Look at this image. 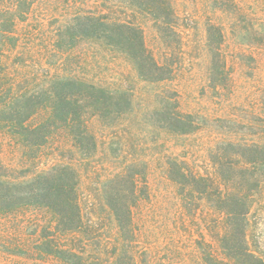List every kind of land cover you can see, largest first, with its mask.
<instances>
[{
    "label": "rangeland",
    "instance_id": "1",
    "mask_svg": "<svg viewBox=\"0 0 264 264\" xmlns=\"http://www.w3.org/2000/svg\"><path fill=\"white\" fill-rule=\"evenodd\" d=\"M143 1L34 0L16 25L12 52L0 38V53L10 54L5 69L20 88L71 78L125 93L130 102L120 113L87 114L92 152L89 139L79 148L59 121L38 147L0 131V179L24 182L70 166L78 179L81 220L77 231L64 233L43 206L0 212V264H68L50 255L53 250L100 264L127 259L134 264H203L204 255L221 257L222 214L191 187L172 182L167 171L176 163L218 185L210 160L218 142L264 143V39L246 33L249 23L264 24V0H241L245 21L219 0H170L172 12L153 14L140 8L139 3L149 4ZM89 14L140 28L146 48L171 70L169 79L144 81L121 49L78 34L75 17ZM210 24L221 26L225 36L220 52L224 80L214 69L218 57L207 37ZM175 112L192 115L198 130L188 135L166 130L162 119ZM46 117L41 112L29 124ZM248 198L245 239L264 262V182ZM117 199L131 211L129 236L120 233L108 207Z\"/></svg>",
    "mask_w": 264,
    "mask_h": 264
},
{
    "label": "trees",
    "instance_id": "2",
    "mask_svg": "<svg viewBox=\"0 0 264 264\" xmlns=\"http://www.w3.org/2000/svg\"><path fill=\"white\" fill-rule=\"evenodd\" d=\"M34 0H0V34L2 44L16 47L13 36L16 25L27 16ZM146 2L143 0H138ZM170 0H148L149 4L139 3L148 13L171 11ZM233 9L237 18L245 21L247 16L241 0H219ZM81 36H88L121 49L132 62L138 76L149 82H164L171 70L157 62L146 48L144 35L140 28L127 21H113L107 17H95L91 14L75 17ZM247 23V22H246ZM73 24L68 26V29ZM247 34L264 39V24L249 23ZM207 37L215 45L213 55L218 57L214 66L217 75L224 80L225 64L220 56L224 33L221 26L208 25ZM64 39L61 38L60 41ZM13 55V54H12ZM8 51L0 53V131L18 139L28 147L45 144L49 129L59 121L74 136L79 148L89 139L91 152L95 149L94 139L88 135L85 117L87 114L103 116L119 112L124 104L130 102L125 93L110 91L95 85L71 78L57 77L44 85L18 86L17 78L5 69L3 63L9 58ZM219 67V69H218ZM37 86V87H36ZM41 112L46 119L39 124L30 125L29 121ZM120 113V112H119ZM236 123L235 121H233ZM162 126L179 135H188L198 130V123L192 115L180 112L167 114ZM217 152L210 158L215 166L218 185L215 182L197 176L181 165L172 163L168 168V178L180 185L189 186L192 192L203 196L210 206L222 214V235L218 238L221 257L204 255L203 264H264L253 254L245 239L248 214V192L264 182V143H246L239 140H221ZM77 175L70 166H58L38 173L22 182L2 181L0 179V212H6L25 205H37L53 212L61 232L70 233L79 229L81 220L76 200ZM190 195V194H189ZM117 198V197H116ZM119 199V196H118ZM116 200L108 203L122 235L129 236L131 230V211L128 205ZM200 248L202 245L200 244ZM50 255L64 259L68 264H100L88 262L87 258L64 251H51ZM124 264H134L127 259Z\"/></svg>",
    "mask_w": 264,
    "mask_h": 264
}]
</instances>
